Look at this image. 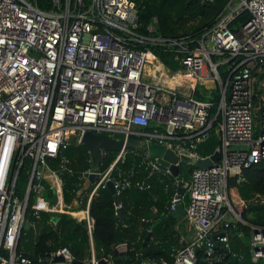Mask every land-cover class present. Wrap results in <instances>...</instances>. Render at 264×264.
<instances>
[{"label": "built area", "instance_id": "built-area-1", "mask_svg": "<svg viewBox=\"0 0 264 264\" xmlns=\"http://www.w3.org/2000/svg\"><path fill=\"white\" fill-rule=\"evenodd\" d=\"M236 1H227L217 22L191 47L187 40L139 34L134 0H0V264H44L32 263L17 251L30 195L35 219L41 212L67 213L85 222L92 241L90 204L99 188L111 181L117 194L130 188L147 190L150 175H171L146 148L122 147L103 168L111 151L101 149L98 170L92 169L87 150L90 167L79 172L81 186L65 204L59 173L73 169L66 156L57 170L49 167V160L70 144H82L86 132L124 143L129 138L153 141L203 158L195 148L214 127L218 161L211 168H193L183 180L181 202L186 194L183 220L189 236L181 235V244L172 246V262L144 257L139 264H194L199 246L211 260V237L219 232L224 234L218 243L229 247L230 230L247 222L228 200L227 181L242 179L243 168L264 160V0ZM242 12H248V19L233 25ZM149 30L154 31L152 25ZM155 43L179 53L180 67L168 69L184 76L180 84L152 83L145 65L149 55L159 60L150 49ZM208 82L218 90L217 101L211 90L204 93L206 99L195 98L198 83ZM127 155L136 157L128 168L123 166ZM140 172L147 177L136 179ZM22 173L25 180L19 187ZM91 174L97 181L89 180ZM43 182L54 191V200L44 196ZM175 195L166 203L169 211L176 207ZM255 198L264 205V195ZM115 208H121L120 203ZM28 222L29 228L34 225ZM248 245L252 261L264 259V228L251 226ZM114 248L125 251L127 245ZM48 257L62 259L49 263L78 264L67 246ZM80 264L118 263L97 259L92 249Z\"/></svg>", "mask_w": 264, "mask_h": 264}, {"label": "trees", "instance_id": "trees-1", "mask_svg": "<svg viewBox=\"0 0 264 264\" xmlns=\"http://www.w3.org/2000/svg\"><path fill=\"white\" fill-rule=\"evenodd\" d=\"M228 0H134L137 8L138 27L137 32L144 35L159 36L169 40H187L193 47L196 41L217 22L225 9ZM249 17L248 12L240 13L233 21L238 26ZM155 19V21L153 20ZM152 25L154 31L149 30ZM150 49L161 63L172 71L179 65V53L173 48L161 43L150 45ZM201 99L204 95L195 92ZM213 100L218 99V90L212 91ZM215 109L209 111L210 116ZM219 144L214 127L208 132V136L199 142L195 153L199 156L211 155ZM88 149L82 145L70 144L61 151L55 159L49 160V167L57 170L62 156H66L73 173L63 171L60 174L62 180V194L65 204H70L74 199L81 184L78 178L79 172L90 167L88 163ZM116 153H109L108 158L102 161L101 168L105 167L115 158ZM136 162V157L127 155L123 164L128 168ZM183 180L189 178L194 165L189 170H183L179 166ZM148 174L140 172L136 179H144ZM242 179L230 177L227 181L228 200L234 209L247 224L236 223L234 231L229 232L228 244L219 242L214 247L213 258L207 260L204 246L196 248L194 264H264V259L252 261L248 241L251 234V226L264 228V205L260 204L256 194L264 195V160L253 164L241 171ZM47 179L56 186L49 176ZM25 173L18 178V186L22 187ZM151 188L138 190L130 188L118 193L121 209L126 218L116 219V208L113 194L108 188H99L93 196L90 204V214L94 218L92 230L93 250L97 259L112 260L118 264H139L141 258L151 257L165 259L169 263L173 261L170 256L172 246L181 244V235H186L183 216L168 217L170 211L166 203L176 192L174 176L154 173L147 178ZM90 187L84 191L85 195ZM43 194L50 200L55 199L54 191L43 182ZM233 198H236L234 200ZM186 194L184 200H186ZM32 195L29 196L26 219L33 223L28 230L21 234L17 251L28 252L38 259L50 256L59 247L67 246L76 261L82 263L91 256V243L86 228L75 218L67 213L41 212L35 219L30 214ZM184 203V201H183ZM72 215L74 213L72 212ZM150 233L149 240L144 244ZM242 234L245 235V239ZM126 243L127 250L118 251L114 246L118 243ZM55 264V263H47ZM59 264V263H56Z\"/></svg>", "mask_w": 264, "mask_h": 264}, {"label": "water", "instance_id": "water-1", "mask_svg": "<svg viewBox=\"0 0 264 264\" xmlns=\"http://www.w3.org/2000/svg\"><path fill=\"white\" fill-rule=\"evenodd\" d=\"M82 144L88 149L90 153V157L92 160L91 167L93 170H98L100 168V159H101L100 150L101 149L108 150L111 152H117L121 150L122 147H124L125 149L132 148V147L146 148L149 155L152 158L156 159L157 165L162 170H169L171 175L176 177L177 188L175 192L176 194L175 197L177 198V203H176L175 209L171 210L170 213L168 214V217L173 216L175 218L183 216L185 212L182 202H181V196L184 193V187H183V177L180 173V168H179L180 164L183 163V164H188V165H194L197 168L207 169V168H211L212 166H214V164L219 159L218 151H214L208 157L195 158V157L188 156L185 150H181L179 153H176L172 149L165 148L164 146L158 145L154 143L153 141H148L145 143L141 139L129 138L124 143L123 139H114L106 135L93 134L91 132H86L83 135ZM97 179H98V176L96 174H91L89 176V180L91 182L97 181ZM106 187L113 194L114 204L118 205L119 199L116 193V189L113 186V183L111 181H108L106 183ZM120 218L121 219L126 218V215L121 208H118L116 210V219H120ZM80 223L83 226H85V222L83 220H81ZM23 229L24 230L29 229L28 221L24 222ZM253 232H256V230H253ZM223 234L224 232H219L211 237L214 247L218 245V237H221ZM149 238H150V233H148L144 244L149 240ZM182 245H185V242H183ZM22 256L29 259L32 263L41 262V263L47 264L51 261L60 262L62 260L61 257H54L53 259H51L50 257H45V258L38 259L37 257H34L32 254L28 252H23ZM76 263L80 264V262L78 261H76Z\"/></svg>", "mask_w": 264, "mask_h": 264}, {"label": "bare ground", "instance_id": "bare-ground-1", "mask_svg": "<svg viewBox=\"0 0 264 264\" xmlns=\"http://www.w3.org/2000/svg\"><path fill=\"white\" fill-rule=\"evenodd\" d=\"M145 69L152 75V83H159L168 87H174L175 84H180L184 79V76L179 73H171L163 63L154 58L152 55H149L147 64L145 65ZM46 175L49 176L51 182L56 185V183L51 179V175L49 173H47ZM58 209L61 210L60 207ZM73 213L75 216L79 217L82 214L81 212Z\"/></svg>", "mask_w": 264, "mask_h": 264}, {"label": "rangeland", "instance_id": "rangeland-1", "mask_svg": "<svg viewBox=\"0 0 264 264\" xmlns=\"http://www.w3.org/2000/svg\"><path fill=\"white\" fill-rule=\"evenodd\" d=\"M238 1H240V0H237L236 2H238ZM208 46H210V42L208 41ZM197 87H198V94L201 92L202 94L203 93H205L206 91H208V90H211V91H214L215 90V86H214V83L213 82H208V83H204V84H201V83H198V85H197ZM195 98H197V99H201V98H199L198 97V95L196 94L195 95ZM181 167H182V169L183 170H189L190 168V165H188V164H183V163H181ZM24 184V183H23ZM23 186V185H22ZM234 200H236V198H233ZM184 205L186 206L187 205V199L186 200H184ZM230 219H233V216L232 215H230ZM186 224H187V222L186 221H184V228H185V232H186ZM186 235L188 236L189 234L186 232ZM242 236H243V238L245 239V235L244 234H242ZM250 238V237H249ZM249 239H246V241H248Z\"/></svg>", "mask_w": 264, "mask_h": 264}, {"label": "crops", "instance_id": "crops-1", "mask_svg": "<svg viewBox=\"0 0 264 264\" xmlns=\"http://www.w3.org/2000/svg\"><path fill=\"white\" fill-rule=\"evenodd\" d=\"M167 68V67H166ZM168 69V68H167ZM201 95H204V93L202 94L201 93ZM205 96V95H204ZM182 205H183V208H184V210H185V205H184V203H182ZM183 216H184V214H183ZM182 220H183V217H182ZM187 236V235H186ZM189 236V235H188ZM187 236V237H188ZM90 243H91V251H92V249H93V243H92V241L90 240Z\"/></svg>", "mask_w": 264, "mask_h": 264}]
</instances>
